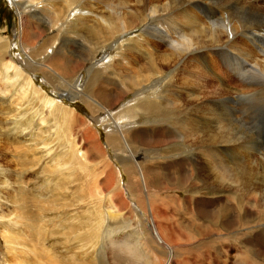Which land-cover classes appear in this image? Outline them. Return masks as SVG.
I'll return each instance as SVG.
<instances>
[{"label":"rangeland","instance_id":"1","mask_svg":"<svg viewBox=\"0 0 264 264\" xmlns=\"http://www.w3.org/2000/svg\"><path fill=\"white\" fill-rule=\"evenodd\" d=\"M91 1L95 3L93 7L97 8H104L108 2V0ZM123 4L124 0H115L114 12L116 14L119 13ZM126 5L134 21L137 16L147 13L153 6L162 8L165 3L164 0H126ZM197 5L198 9L196 8L194 12L198 14L199 20L203 23L214 22L215 24L224 21L227 15L228 17L231 15L230 17L236 18L239 28L244 25H254L253 28L258 27L257 29H259L256 31L258 39L254 38L253 41L248 37L249 40L242 41L239 36L241 32H244V29H247L243 28L237 31L238 35L232 33L230 38L226 37L227 42L223 36L228 33L223 32L221 28L216 26L217 24L215 27L220 30L216 29L212 33L199 34L200 39L207 41L209 39L216 40V34L220 33L221 35V31L224 33L221 36L222 40L225 41V43H221L223 46L220 47L222 55L211 54L201 63L208 64L207 58L215 57L210 59L209 63L215 69L218 68L216 69L218 72L223 73L229 85L234 79L237 86L244 85L247 92L233 94L230 102L223 103V108L228 112L234 111V117H237L236 120L239 122L240 129L253 140L254 146L258 147V151H254L256 153L253 154L254 157H257L253 159H259L264 156V78H262L264 76V56H262L264 54V0H237L236 10L225 0H210V2L209 0H200L197 1ZM85 9L89 8L85 7ZM252 13H259L263 17L258 16L257 18V15ZM16 15L15 8L10 6L8 0H0V34L2 33L1 35L8 39L10 45L8 54L2 61L0 60V264H107L110 242L114 243L123 239L137 245L138 252L143 256L142 261L150 262V264H160L161 262L164 264L166 261L163 260L160 251L163 248L156 246L149 240L147 216L140 211L137 194L133 192L128 183L129 175L124 167L125 163L131 167L130 161L124 160V158H128V153L124 152V148L110 144L108 135L113 134L115 126L113 123L115 122H119L122 127H126L130 122L133 124L137 122L138 130L149 129L147 133L152 132L154 136L156 135L155 132L162 130L176 135L178 134L177 131H180V125L179 130H177L178 128L169 123H147L146 117L136 112L139 111V106L136 105H140L145 101V98L150 97L149 90L140 96L133 94L134 91L124 95L116 106L109 108L106 106V110L109 109L110 112H97V107L90 109L87 103L78 96H75L71 101L67 100L71 97L64 96L65 94L60 93L52 83L44 79L41 72L33 70L31 72V69L26 65V57L20 49L16 37V29L18 28ZM34 15L33 19L35 20L31 21L34 26L40 23L45 24L46 19H48L47 14L43 12H37ZM175 15H172L173 17L168 21L157 25L160 28L153 26L154 34L147 32L150 34L149 40H147H151L150 43H161L160 38L163 35L158 38V35L155 36L156 34L170 32L171 28H186L195 22L191 16L181 12ZM252 21L257 22V24H251ZM15 27V32H13ZM142 29V27L134 29L135 31L129 33V36L123 38L122 45H126L129 41V44L142 46L137 42L145 39L143 36L146 29L141 31ZM55 31L48 26V31L38 48L47 45L51 40L55 44L54 48L62 49L63 47L62 50L66 52L64 54L72 61L84 59L82 58L84 53L82 51L85 50L86 45H83V42L78 38V35L80 37L82 35L73 29V33L60 35L58 41H55ZM165 48L168 49V47ZM79 51L82 55L79 54ZM103 51H99L94 57L86 56L87 61L88 59L89 61L88 63L83 62V67L76 76L78 85L83 83L87 85V76L91 64L95 63L96 67L103 72L102 81L108 77L107 83L101 82V84L109 89L111 87L114 90L119 88L118 84L123 78L118 76L119 71L114 68H117V65L111 63L108 67L107 63L114 58L116 52L114 49L108 50V47H105ZM240 61H244L243 66L244 63H247L249 67L246 66L243 72H238L240 74L236 77V74L234 76L236 71H233L232 68H236ZM11 62L16 65V68L24 71L23 74L26 73L36 88L40 89L47 98L54 100V103L56 102L57 105L59 104L67 111L66 113L73 115L77 123H86L89 129H85L83 124L81 127L74 128L65 124L62 125L51 114V106L47 105L44 109L42 103L34 101L22 79L16 76L13 69H7V65ZM253 62L258 64L254 71ZM139 63L144 65L146 60ZM172 69L167 68L154 85V89L160 93L159 96H163L161 90L163 87L166 88L164 85L168 86L170 79L176 76L175 70ZM227 74L230 76L228 77ZM110 79H112V83H110ZM210 79L213 77L210 76ZM254 87L256 91H254ZM76 88L80 89L79 86ZM156 101L160 105L161 100ZM163 108L164 105L158 108V114L163 112ZM17 110H20L24 116H18V119H15L14 115H16ZM165 112L163 113L167 115ZM126 115L129 116V120H127ZM187 118L189 117L187 116ZM189 119L191 120V118ZM28 120L32 121V125L23 131L22 129L28 126ZM39 128L45 130L46 133L41 132ZM88 142L90 143L88 144ZM96 144L100 145L101 154H93L94 151L88 148L96 146ZM181 145V140H175L164 150L174 156ZM137 147L139 146L137 145ZM77 148V154L82 152L81 156L74 154ZM207 149L205 148L204 152L203 149H200L199 154L183 153L179 160L185 165H191L193 162L194 165H199L201 159L206 157ZM75 156H77V161ZM165 160L167 159L158 157L147 167L156 168L155 165L158 162ZM106 163L114 171V181H112L113 184L111 188H108V191L107 189L102 191L103 197L101 196V198L98 193L101 192V186H104L108 175V169H105ZM260 166L264 167V161L247 162L237 171L246 174L251 173V170L257 171L258 178L264 187V183H262L264 172L259 169ZM232 171L229 170V172ZM96 185L97 187H95ZM149 189V199L153 202L163 199L166 194L165 191ZM171 191L172 193L167 194L174 195L181 201L186 196H192V194L187 195L185 191L180 189H175V192L174 190ZM120 193H123V197L133 208L132 212L135 215L139 235L135 234L125 222L124 224L122 218L119 220L116 217V219L110 220L108 215H105V207L117 205ZM193 196L196 197L199 194ZM181 203L184 205L183 201ZM182 204L181 206H183ZM172 205L175 204L168 200L164 201L163 204V207L167 208L170 214L172 213L174 218L172 223H180L182 221L181 216L185 219L191 216L189 213H183L179 216L177 209H173ZM103 217L105 218L104 224L102 223ZM113 221L114 224H112ZM245 222L242 223L244 226L241 225L243 228L240 226V229L238 228L234 232L225 233L223 231L218 237L202 239L191 244L192 246L177 248V261L180 264H264V223L254 225ZM108 224L113 226L108 227ZM254 250L256 256L253 255ZM259 256L261 259H258Z\"/></svg>","mask_w":264,"mask_h":264},{"label":"bare ground","instance_id":"2","mask_svg":"<svg viewBox=\"0 0 264 264\" xmlns=\"http://www.w3.org/2000/svg\"><path fill=\"white\" fill-rule=\"evenodd\" d=\"M182 1L184 0L179 2L176 0H164L165 5L162 8L153 6L147 13L137 16L133 21L128 11L126 0H124V4L121 5L117 14L114 12L115 0H108L104 8L93 7L95 3L91 0H8V3L15 8V13L17 14L18 28L16 29L15 27L13 32L16 29V37L19 41V47L26 57V65L31 69V72L32 70L41 72L44 79L52 83L60 93L65 94L64 96L67 95L71 99L78 96L87 103L90 109L97 107V112H110L108 111L109 109H106L116 106L124 95L134 91L135 93L133 94L140 96L149 90L150 97L145 98V101L140 103V105L135 104L139 106V111L136 112L146 117L147 123H169L173 127L178 128L177 130H179L180 125V131H177L178 134L176 135L162 130L155 132L156 135L154 136L152 132L150 134L147 133L149 129L142 128V131L138 130L137 122L136 124L130 122L126 127H122L119 122H115L113 123L115 125L113 134L108 135L110 144L124 148V152L128 153V158H124L126 162L130 161L129 163L131 164V167H128L127 163L124 165L129 175L128 183L132 187L133 192L137 194L140 211L147 216L148 220L146 223L150 234L149 240L164 249H160L162 258L166 261L164 264H175L176 262L180 264L177 261V248L189 246L202 239L218 237L223 231L225 233L234 232L243 225V221L254 225L264 223V189H261L264 187L258 178V172L251 170V173L246 174L245 172L237 171L247 162L264 161V156L259 159H253L257 157H254L253 154L256 153L254 151H258V147L254 146L253 140L240 129L239 122L236 120L237 117H234V111L228 112L223 108V103L230 102L233 94H243L247 91L244 85L237 86L235 79L230 84L233 86L227 83L223 73L218 72L216 70L218 68L215 69L209 63V60L215 57H208L206 60L208 64L201 63L202 60L211 54L222 55L220 47L223 46L221 43H225L221 38L224 35V31L228 33L223 36V39L226 40L231 37L232 33L238 35V30L247 28L244 29V32H241L239 37H241L242 41L246 40L247 37L253 41L254 38L258 39L256 31H259V29H257L258 27L253 28L254 25H248L249 27L244 25L239 28L236 18L234 16L230 17L231 15L228 17L227 15V18L222 22H216L215 20L216 26L223 30V32L221 31L222 34L217 33L216 40L203 41L200 39L199 34L215 32L217 28L214 22L209 21L211 23L208 24L199 20L198 14L194 10L198 6L197 1L200 0ZM225 2L236 10L237 0H225ZM85 7L89 9H85ZM37 12L47 14L48 19H46L45 24L32 25L31 21L35 20L33 17ZM178 12L191 16L195 22L186 28L175 29L170 27V32L155 35L156 37L158 35V38L163 35L160 38L161 43H150L151 40L148 41V36L154 34L153 26L157 27L161 22L168 21L173 16H176L175 14ZM252 14L257 15V18L258 16L263 17L259 13ZM250 23L257 24L254 21ZM48 26H50V29L56 30L55 41H58L60 35L63 36V34L69 32L70 34L73 33V29L76 33L82 35V37L78 35V38L83 42V45H86L87 50L85 48L82 51V53L84 52L83 55L80 51L79 54L82 55L85 61L84 59L72 61L64 54L66 52L62 50L63 47L62 49H55V44L51 40H49L47 45L45 44L38 48L39 43L48 31ZM137 27L146 29L143 36L145 39L137 41L142 46L129 44V41L126 45L124 43L122 45L123 38ZM157 28L156 30H158ZM248 28L253 29L250 30ZM1 34L0 60L2 61L8 54L10 45L8 39ZM226 41L228 42V39ZM229 45L231 44L229 43ZM105 47H108V50L114 49L116 52L114 58L107 63L108 67L111 63H115L117 68H114L119 71L118 76L123 78H120L121 81L118 84L119 88L116 89L117 91L112 89V87L109 89L101 84V82L107 83L108 77L106 76L105 81H102L103 72L96 67L95 63L93 65L90 63L87 85L84 83L78 85L76 76H78L83 67V62L88 63L89 59L87 61L86 56L94 57L99 51H103ZM165 47H168V49ZM145 60L146 64L139 63ZM243 62L240 61L236 68H232L233 71H236L234 76L236 74V77H238L240 74L238 72H243L246 66L249 67L247 63H244L243 66ZM253 65L254 71L257 69L258 64L253 62ZM120 67L122 69H119ZM167 68H173L176 76L170 79L168 86L164 85L166 88L163 87L161 90L163 96H159L158 94L160 93L154 89V85ZM7 69H13L16 76L22 79L34 101L42 103L44 109L47 105L51 106V114L62 125L65 124L73 128L81 127L82 122L77 123L73 115L66 113L67 111L60 107L59 104L57 105L56 102L54 103V100L47 98L40 89L36 88L31 78L26 73L23 74L24 71L22 72L21 69L16 68L13 62L7 65ZM210 76L213 79H210ZM111 80L110 83H112ZM77 86L81 90L77 89ZM254 91H256L255 87ZM156 100H161L160 105H158L159 102ZM162 105H164L162 111H166L167 115L163 112L158 114V108ZM42 111L41 114H43ZM18 116H24V114L17 110L16 115H14L15 119H18ZM30 119L32 120L33 118ZM31 120H28V126L25 125L26 127L22 129L23 131L31 127ZM127 120H129V116H127ZM83 125L84 128L86 127L85 129H89L86 123ZM39 130L46 133L41 128ZM175 140H181L182 145L178 147V151L174 156H171L164 149ZM137 145L139 147L136 148ZM88 148L94 151L93 154H101L100 151L102 152L100 145L98 146L97 144ZM205 148H208L207 158L201 159L199 165H194V162V164L185 165L179 160L181 158L180 155L183 153L199 154L198 151L203 149L204 152ZM77 150L78 148L74 154L81 156L82 152L77 154ZM158 157L167 160L158 162L155 165L156 168L147 167L149 163L158 159ZM76 158L77 156H75L77 161L78 159ZM105 169H108V175L106 174L107 178L103 184L104 186H101V192L98 193L99 197H103L102 191L105 189L108 191V188H111L113 184L112 181H114V171L110 169L108 164ZM259 169L264 172V167L260 166ZM229 170L233 171L229 172ZM262 183H264V179ZM149 188L165 191L166 194L164 197L162 196L163 199L153 202L149 199ZM175 189L183 190L187 195L192 194V196H186L182 200L183 205L182 201L174 195L167 194L172 193L171 190L175 192ZM195 194H199V196L194 197L193 195ZM122 197L123 193H120L117 205H107L105 207V215H108L107 217L110 220L116 219V217L119 220L122 218V222L129 225L135 234L139 235L136 228L135 215L132 212L133 208L127 202V199ZM167 200L175 204L171 207L177 209L179 216L183 213H189L191 216L188 219L181 216L182 221L180 223H172L174 221L172 213L170 214L169 210L163 207L164 201L166 202ZM178 201H181L180 203L183 206ZM104 220L105 218L103 217V224ZM112 224H114V221ZM110 225L108 224V227ZM109 246L111 247L109 248L110 254L107 258V264H150V262L147 263L141 260L143 256L138 252L137 245L130 243L126 239L114 243L111 241ZM255 252L254 250V256H256ZM158 253L160 252L158 251ZM160 255L158 256L160 257ZM252 259L254 260V258ZM160 264L163 263L161 262Z\"/></svg>","mask_w":264,"mask_h":264},{"label":"water","instance_id":"3","mask_svg":"<svg viewBox=\"0 0 264 264\" xmlns=\"http://www.w3.org/2000/svg\"><path fill=\"white\" fill-rule=\"evenodd\" d=\"M70 100V99H69ZM71 101V100H70Z\"/></svg>","mask_w":264,"mask_h":264}]
</instances>
